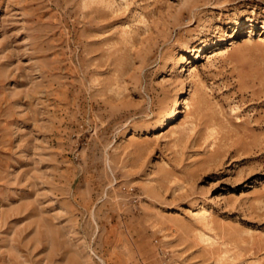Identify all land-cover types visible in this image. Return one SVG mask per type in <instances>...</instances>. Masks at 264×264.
<instances>
[{"label": "rangeland", "instance_id": "rangeland-1", "mask_svg": "<svg viewBox=\"0 0 264 264\" xmlns=\"http://www.w3.org/2000/svg\"><path fill=\"white\" fill-rule=\"evenodd\" d=\"M0 264H264V0H0Z\"/></svg>", "mask_w": 264, "mask_h": 264}, {"label": "bare ground", "instance_id": "bare-ground-1", "mask_svg": "<svg viewBox=\"0 0 264 264\" xmlns=\"http://www.w3.org/2000/svg\"><path fill=\"white\" fill-rule=\"evenodd\" d=\"M219 55H223L222 52H218ZM217 56V55H216ZM181 95H182V91H181ZM184 99H179L177 100L174 105L172 106L171 110L169 112H167L163 118H162V121H163V124H165L166 122H168L169 120H171L173 117H175L178 113V109L181 105L184 104Z\"/></svg>", "mask_w": 264, "mask_h": 264}]
</instances>
